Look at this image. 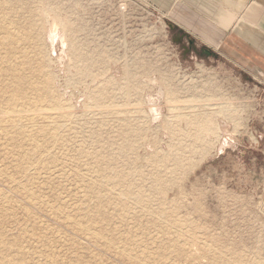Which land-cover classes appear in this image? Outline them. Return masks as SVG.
<instances>
[{
  "label": "rangeland",
  "instance_id": "rangeland-1",
  "mask_svg": "<svg viewBox=\"0 0 264 264\" xmlns=\"http://www.w3.org/2000/svg\"><path fill=\"white\" fill-rule=\"evenodd\" d=\"M0 18L34 25L19 46L56 102L23 121L38 150L0 128L2 264H264V75L146 0H0Z\"/></svg>",
  "mask_w": 264,
  "mask_h": 264
},
{
  "label": "crops",
  "instance_id": "crops-1",
  "mask_svg": "<svg viewBox=\"0 0 264 264\" xmlns=\"http://www.w3.org/2000/svg\"><path fill=\"white\" fill-rule=\"evenodd\" d=\"M173 27L216 46L234 64L264 75V0H146Z\"/></svg>",
  "mask_w": 264,
  "mask_h": 264
},
{
  "label": "bare ground",
  "instance_id": "bare-ground-1",
  "mask_svg": "<svg viewBox=\"0 0 264 264\" xmlns=\"http://www.w3.org/2000/svg\"><path fill=\"white\" fill-rule=\"evenodd\" d=\"M42 11H44V10H42ZM14 22H15V20H10V19L6 20L5 18L4 19L0 18V47L5 49V51L0 54V60L2 62V65L0 66V72H3L6 74V76L10 77L9 82H5L2 86V88L0 89V91L3 90L4 92L6 91L5 93H8V96L6 98L5 97L2 98V102L4 105L0 103V128L4 126V128H1L2 130L8 128V129H12V131H14L16 133L17 132L20 133L23 137H25V139H27L26 141L30 145L31 149L38 150L42 147L41 142L38 141V139H36L37 136H36V134L34 135L32 130H29V129L26 130L25 129L23 121L27 120L30 122H34V121L36 122V120L39 118H48L50 122H53V123L56 122L53 120V118H54L53 114L54 113L52 114V113L40 112V111L38 112L37 111V110H41L42 105L43 106H47V105H52V106L55 105L56 106V102L50 94V89H49V85H48V81H47L49 78H48V75L46 74V71L43 69V66L40 63L41 62L40 57L37 56L36 59H32L30 57V55L28 54L27 48L24 46L25 47V49H24V47L19 46L20 42H23L25 44L26 42H29V41L33 42L34 46L36 45V42H37L36 40H25V39H28L30 37L34 38L35 34L33 35V32H32L34 30V25L28 24V25H24L23 27H21V26L16 27V26H13ZM56 25L57 24L53 23L51 25V28H49V29H51L50 31L53 34L52 35L53 38H55V36H56V34H54V30L56 28ZM13 27H14V29L17 28L18 32L13 30ZM10 28H12V29H10ZM51 40H53V39H51ZM35 51H37V50H35ZM36 76L38 77V79H36ZM30 93H31L32 97H31V99H29L30 103H27L28 105H26V106L28 107L31 105V106H33L32 109H23L22 110V109H17L18 107L14 108V106L17 105L16 104L17 100H19L23 97H26ZM12 104H15V105L11 106ZM34 110H36L37 112H35ZM36 130H37L36 132L38 134H41V135H44L46 132L45 128H37ZM14 132H11V133H14ZM52 137L55 138L56 136H52ZM24 155L28 156L29 154L24 153ZM108 167H109V165H108ZM95 191H96V189H95ZM97 191H98V189H97ZM136 199L139 201L140 198L137 197ZM74 224L78 226L79 222H74ZM95 235L100 236L101 233H95ZM105 241L108 242L107 239ZM109 241H111V239ZM173 242L175 243L176 241H173ZM175 246H177V245H175ZM212 249H207V247H206L205 250H208V252H209ZM121 251H122V249H121ZM140 251H141V249H140ZM220 256L222 257L223 255L221 253H219V257ZM219 257H218V259H219ZM130 259H131V261H133L135 263H138V262L140 263V260H138V258L130 257ZM217 260L214 259V260H212L211 263L215 264V261H217ZM222 260H226V261H224L226 264L233 261L232 259H231V261H229L230 259L228 260L226 258L221 259V261ZM219 262H220V260H219ZM236 262H237V260H236ZM2 263H3L2 258H0V264H2ZM249 264H254V263L250 262ZM256 264H259V263H256Z\"/></svg>",
  "mask_w": 264,
  "mask_h": 264
},
{
  "label": "water",
  "instance_id": "water-1",
  "mask_svg": "<svg viewBox=\"0 0 264 264\" xmlns=\"http://www.w3.org/2000/svg\"><path fill=\"white\" fill-rule=\"evenodd\" d=\"M207 52H208L209 54H214L213 52H211V51H209V50H208Z\"/></svg>",
  "mask_w": 264,
  "mask_h": 264
},
{
  "label": "flooded vegetation",
  "instance_id": "flooded-vegetation-1",
  "mask_svg": "<svg viewBox=\"0 0 264 264\" xmlns=\"http://www.w3.org/2000/svg\"><path fill=\"white\" fill-rule=\"evenodd\" d=\"M184 37H185V35H184ZM186 38H187V40H192V39H189V37H187V36H186Z\"/></svg>",
  "mask_w": 264,
  "mask_h": 264
}]
</instances>
